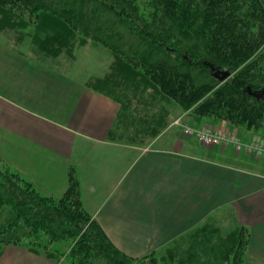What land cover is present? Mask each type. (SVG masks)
Here are the masks:
<instances>
[{
    "label": "crops",
    "instance_id": "crops-1",
    "mask_svg": "<svg viewBox=\"0 0 264 264\" xmlns=\"http://www.w3.org/2000/svg\"><path fill=\"white\" fill-rule=\"evenodd\" d=\"M4 30L3 164L52 198L62 197L74 178L84 210L131 258L154 255L161 264H176L205 250L227 254L243 233L241 264L246 255L264 264L263 160L232 145H202L183 135L175 120L164 132L161 118L149 122L127 102L126 89L101 85L108 73H72L78 58L54 57L43 39L24 38L17 27ZM187 121L264 144V129L194 114ZM64 252L58 245L48 252L8 244L0 249V264H67Z\"/></svg>",
    "mask_w": 264,
    "mask_h": 264
},
{
    "label": "trees",
    "instance_id": "trees-1",
    "mask_svg": "<svg viewBox=\"0 0 264 264\" xmlns=\"http://www.w3.org/2000/svg\"><path fill=\"white\" fill-rule=\"evenodd\" d=\"M5 7L28 17L43 13L45 27L76 32L75 42L90 34L114 60L138 63L185 111L264 129V98L256 96L264 90V73H255L252 61L264 49L261 0H151L143 11L133 0H0ZM211 68L230 77L219 83ZM3 207L10 215L0 223V249L24 244L51 252L58 245L69 264H161L154 255L131 258L114 247L84 210L74 178L62 197L43 196L0 160ZM239 236L235 248L215 258L241 264L246 240ZM190 256L176 264H199L201 255Z\"/></svg>",
    "mask_w": 264,
    "mask_h": 264
},
{
    "label": "rangeland",
    "instance_id": "rangeland-1",
    "mask_svg": "<svg viewBox=\"0 0 264 264\" xmlns=\"http://www.w3.org/2000/svg\"><path fill=\"white\" fill-rule=\"evenodd\" d=\"M151 0H133L134 4L139 10L147 8ZM264 6V0H261ZM43 13L31 15L30 17L19 14L13 8L5 7V10L0 9V27H4V32L7 34L6 28L12 29L17 27L19 29L20 36H30L36 40H44V43L51 44V54L54 57L60 55H67L68 58L76 57L78 58V64L74 65L72 73H81L86 75V73H108L102 79H100L101 85L111 87V88H123L130 93L126 96L130 99L129 104L137 105L138 111L147 114V121H158L161 118L163 123L164 132L172 124L176 127H180L183 135L193 138L198 143L205 146L223 145L227 144H212L207 145L199 141L198 133L204 128H209V126H203L200 128L191 127L187 121V116L192 114V110L185 111L181 108L180 104L165 96L163 92L157 87V85L151 80L150 76L144 72L142 67L138 63H129L127 60L115 59L112 52L104 45L95 42L90 34H84L85 40L76 41L74 36L76 32L72 34L66 29L62 31L59 28L53 29L51 27H45V16ZM57 27V26H56ZM60 33V34H58ZM9 34V33H8ZM25 38V37H24ZM6 39V38H5ZM47 46V45H46ZM263 52L258 54L252 61L257 62L255 66V73H264V49ZM113 57V58H112ZM106 84V85H104ZM14 98V97H8ZM117 98H122L119 96ZM15 99V98H14ZM16 100V99H15ZM22 104V103H21ZM134 110V109H133ZM50 117L60 119V116L56 112H48ZM178 114L179 118H175ZM143 117V116H142ZM186 120V121H185ZM154 121V122H155ZM153 122V123H154ZM159 124V123H158ZM211 128V127H210ZM213 129V128H212ZM188 130H191L188 132ZM217 130H223L219 129ZM225 133H229L225 131ZM232 134V133H230ZM167 135L164 134V136ZM235 135V134H234ZM237 138V137H236ZM238 139V138H237ZM231 145V144H228ZM9 209L3 207L0 209V223L6 222L9 218ZM198 242V241H197ZM200 247H206L201 244ZM194 247L193 249H195ZM230 251V249H229ZM211 255H208V259L204 258L203 255L197 257L199 264H224L221 259L215 258L216 252L212 250ZM221 254V253H219ZM214 255V256H212ZM189 260L191 256H186ZM245 264H253L252 261L248 260V255L245 256ZM206 260V261H205ZM249 261V262H247ZM70 263V258H67V264ZM181 264H187L186 262ZM191 264V263H190Z\"/></svg>",
    "mask_w": 264,
    "mask_h": 264
},
{
    "label": "built area",
    "instance_id": "built-area-1",
    "mask_svg": "<svg viewBox=\"0 0 264 264\" xmlns=\"http://www.w3.org/2000/svg\"><path fill=\"white\" fill-rule=\"evenodd\" d=\"M191 130H188L190 132ZM192 132V131H191ZM198 139L200 142L212 144H231L236 151L242 152L245 155L260 158L264 161V144L259 142L242 143L236 138V135L225 133L223 130L212 128H204L199 131Z\"/></svg>",
    "mask_w": 264,
    "mask_h": 264
},
{
    "label": "water",
    "instance_id": "water-1",
    "mask_svg": "<svg viewBox=\"0 0 264 264\" xmlns=\"http://www.w3.org/2000/svg\"><path fill=\"white\" fill-rule=\"evenodd\" d=\"M213 72L212 75L219 83L225 82L229 77L230 73L226 71H215L214 68H211ZM257 98L263 99L264 98V90L256 94Z\"/></svg>",
    "mask_w": 264,
    "mask_h": 264
}]
</instances>
